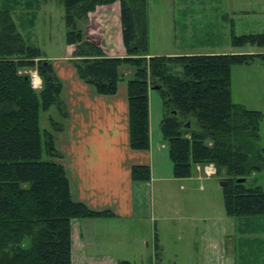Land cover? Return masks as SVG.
I'll return each instance as SVG.
<instances>
[{"label":"trees","instance_id":"obj_1","mask_svg":"<svg viewBox=\"0 0 264 264\" xmlns=\"http://www.w3.org/2000/svg\"><path fill=\"white\" fill-rule=\"evenodd\" d=\"M61 1L64 41L74 49L70 63L81 82L99 96H113L124 81L118 69H133V78L125 81L130 148L149 149L148 94L155 89L172 177L189 179L197 166L212 165L214 176L227 182L222 188L225 215L264 218V191L246 186L247 178L264 171L263 114L233 103L230 91L232 68L255 59L264 64V54L150 56L147 0ZM115 2L120 5L123 58L105 57L82 31L89 13ZM34 19L32 13L29 23ZM231 42L233 47H263L264 34L232 36ZM28 70H35L41 81L38 91L23 74ZM61 92L51 62L23 39L10 8L0 10V264H71L72 221L114 217L74 202L63 166L53 161L61 158L54 142L68 118ZM52 107L60 120L48 117L50 131H42L40 115ZM43 153L52 160H42ZM130 177L133 183H149L150 169L133 166ZM154 251L157 263V242Z\"/></svg>","mask_w":264,"mask_h":264},{"label":"rangeland","instance_id":"obj_2","mask_svg":"<svg viewBox=\"0 0 264 264\" xmlns=\"http://www.w3.org/2000/svg\"><path fill=\"white\" fill-rule=\"evenodd\" d=\"M147 3L148 53L154 56L264 54V46L233 47L231 42L232 36L264 34V0ZM7 7L27 44L48 57L67 54L61 0H0V10ZM32 13L35 21L30 24ZM29 71L33 70L25 72ZM131 78L133 74L126 80ZM230 91L233 103L263 114L260 145L264 147V64L255 59L249 65L233 67ZM151 96L154 107L160 97L154 90ZM48 117H57L55 107L41 113L42 131H50ZM42 160L52 159L43 153ZM221 182L223 177L206 176L203 171L194 173L188 182H154L151 190L136 198V218L97 224L99 228L88 234L89 247L131 264H264V218L227 217ZM246 186H260L264 191V171L247 178Z\"/></svg>","mask_w":264,"mask_h":264},{"label":"crops","instance_id":"obj_3","mask_svg":"<svg viewBox=\"0 0 264 264\" xmlns=\"http://www.w3.org/2000/svg\"><path fill=\"white\" fill-rule=\"evenodd\" d=\"M86 40L98 46L107 58H123L120 25V5L115 2L99 6L88 14L82 25ZM65 56L45 58L51 62L56 77L62 84L61 101L68 118L63 120L64 129L56 134L54 146L61 158L70 185L71 198L95 212L109 211L114 217L72 221L71 264H116L108 253L89 247L90 233L98 229L104 220H133L136 217V198L151 190L154 182H171L172 166L166 143L160 133L162 117L161 100L151 103L148 94L149 149L134 151L129 146L128 103L126 79L133 69H118L124 81L118 84L113 96H99L94 88L81 82L70 63L73 47L65 44ZM150 56H154L149 52ZM182 54H168L179 56ZM188 55V54H186ZM122 70H125L122 74ZM132 70V71H131ZM41 85V81H40ZM59 121L60 118L55 117ZM133 166H148L149 183H133L130 172ZM196 169L193 172L196 173ZM192 175V177H193ZM189 179L176 180L188 182ZM202 177L199 176L198 179ZM103 231V230H101ZM76 254L73 256V251ZM124 260V259H123Z\"/></svg>","mask_w":264,"mask_h":264},{"label":"built area","instance_id":"obj_4","mask_svg":"<svg viewBox=\"0 0 264 264\" xmlns=\"http://www.w3.org/2000/svg\"><path fill=\"white\" fill-rule=\"evenodd\" d=\"M23 74H26V75L29 76L30 83H31V86H32L33 89H35V88L39 89L41 87L40 79H39V77H38V75H37L35 70L29 71V72H25L24 71ZM196 170L198 172H200V171L202 172L203 171L206 176L215 175V169H214V167L212 165H208V166H204V167H198L197 166Z\"/></svg>","mask_w":264,"mask_h":264},{"label":"water","instance_id":"obj_5","mask_svg":"<svg viewBox=\"0 0 264 264\" xmlns=\"http://www.w3.org/2000/svg\"><path fill=\"white\" fill-rule=\"evenodd\" d=\"M155 90V89H154ZM236 182L237 183H244L245 182V179H238V180H236ZM227 186V182L226 181H223V182H221L220 183V187L221 188H224V187H226Z\"/></svg>","mask_w":264,"mask_h":264}]
</instances>
